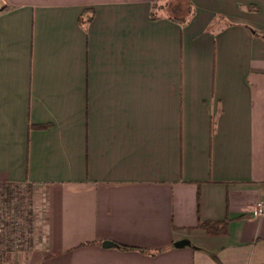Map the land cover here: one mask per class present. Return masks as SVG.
<instances>
[{
	"label": "crops",
	"instance_id": "obj_1",
	"mask_svg": "<svg viewBox=\"0 0 264 264\" xmlns=\"http://www.w3.org/2000/svg\"><path fill=\"white\" fill-rule=\"evenodd\" d=\"M253 32L264 0H0V185L42 211L27 264H264Z\"/></svg>",
	"mask_w": 264,
	"mask_h": 264
},
{
	"label": "rangeland",
	"instance_id": "obj_2",
	"mask_svg": "<svg viewBox=\"0 0 264 264\" xmlns=\"http://www.w3.org/2000/svg\"><path fill=\"white\" fill-rule=\"evenodd\" d=\"M41 214L33 187L0 185V264H27Z\"/></svg>",
	"mask_w": 264,
	"mask_h": 264
},
{
	"label": "trees",
	"instance_id": "obj_3",
	"mask_svg": "<svg viewBox=\"0 0 264 264\" xmlns=\"http://www.w3.org/2000/svg\"><path fill=\"white\" fill-rule=\"evenodd\" d=\"M169 4L170 3H167L166 5L153 4L151 9H150V13H149L150 20L159 19L160 18V11L162 10V8H165V6L166 7L168 6V8L171 9L169 7ZM192 16H193V10H192L190 5L188 7H187V5L183 6V9H181L180 5H177V6H174L173 10H171L169 20L176 21L180 25L184 26L189 22V20L192 18ZM253 34L264 38V35H262L260 33L253 32ZM37 128H42V126H37ZM226 228H227V221L199 222L198 226H197V229H199L202 232H204L205 234L211 235V236L225 235L226 234ZM123 249H125V248L123 247Z\"/></svg>",
	"mask_w": 264,
	"mask_h": 264
},
{
	"label": "built area",
	"instance_id": "obj_4",
	"mask_svg": "<svg viewBox=\"0 0 264 264\" xmlns=\"http://www.w3.org/2000/svg\"><path fill=\"white\" fill-rule=\"evenodd\" d=\"M251 216L253 218H262L264 217V202L258 201L252 208ZM6 241V240H4ZM22 240H20L21 242Z\"/></svg>",
	"mask_w": 264,
	"mask_h": 264
},
{
	"label": "water",
	"instance_id": "obj_5",
	"mask_svg": "<svg viewBox=\"0 0 264 264\" xmlns=\"http://www.w3.org/2000/svg\"><path fill=\"white\" fill-rule=\"evenodd\" d=\"M107 245H110V244H107V243L104 244V246H107ZM182 246H184V243L183 242H176V243H174V247L175 248H180Z\"/></svg>",
	"mask_w": 264,
	"mask_h": 264
}]
</instances>
